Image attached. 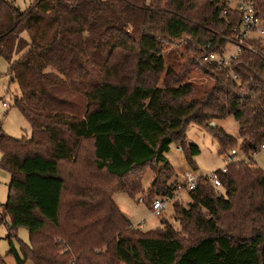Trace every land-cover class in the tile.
Wrapping results in <instances>:
<instances>
[{
  "label": "trees",
  "instance_id": "16d2710c",
  "mask_svg": "<svg viewBox=\"0 0 264 264\" xmlns=\"http://www.w3.org/2000/svg\"><path fill=\"white\" fill-rule=\"evenodd\" d=\"M227 1L37 0L22 13L0 0V57L31 128L30 140H14L0 125L7 255L17 264H264V171L251 158L264 146V42L250 41L257 54L242 50L230 71L202 60L224 53L222 37L240 24ZM251 2L264 21V0ZM191 71L211 85L195 87ZM229 117L247 160L216 171L220 188L196 179L187 207L173 204L177 229L166 220L134 229L113 195L142 193L150 169L148 206L174 197L171 146L194 169L195 125L219 155L233 151L232 136L209 128ZM19 228L29 234L20 253Z\"/></svg>",
  "mask_w": 264,
  "mask_h": 264
},
{
  "label": "rangeland",
  "instance_id": "374dc122",
  "mask_svg": "<svg viewBox=\"0 0 264 264\" xmlns=\"http://www.w3.org/2000/svg\"><path fill=\"white\" fill-rule=\"evenodd\" d=\"M12 2L20 12H26L30 9L37 0H6ZM250 1V0H241ZM149 2V0H147ZM179 49H182L179 47ZM233 52V46L227 43L224 50L225 54ZM182 58L180 62L186 60L185 51H181ZM169 59H167V63ZM187 81L191 82L197 88H204L210 86V81L203 75L198 74L195 71L189 73ZM19 97V89L14 79L9 74L8 62L0 57V125L2 132L9 138L14 140H30L31 128L29 123L24 119L21 113L15 108L14 101ZM217 128H222L228 135L232 136L237 145L232 149L236 151L237 155L234 157V161L247 160V156L239 150V144L241 142L238 135V126L233 118L229 117L218 123H214ZM187 138L190 143L197 145L200 149L199 156L193 159L195 168L190 167L185 161H182L181 156L174 153V145L170 148V153L167 154L170 165L175 171L174 177L170 180V184L176 183L182 184L184 182L183 174L190 172L196 179L199 177H207L212 173L224 169L226 164L221 155H219L218 143L213 137L206 131L200 129L195 125H190L187 129ZM178 150V149H177ZM231 150H227L225 153H230ZM183 153V151H182ZM254 161V167L264 171V150L257 152L251 156ZM1 159V153H0ZM10 175L0 169V257L4 260L5 264H17L16 260L12 256H8L10 251V245L6 239L10 232L8 226L10 225L8 219L5 217L3 206L7 201L8 185L10 182ZM154 179V173L148 169L146 170L142 180V193L137 194L134 198H130L124 193H115L113 195V202L120 213L126 218L134 229L142 232L154 231L162 227L161 221L166 220L169 224L178 228V223L173 218V204L178 203L184 207L190 203V197L187 190L183 189L180 192H174V198L170 204L162 211L160 217L154 215L151 210L152 202L159 200L165 202L166 198L163 196L155 197L151 200V203L147 204V189L151 185ZM177 181V182H176ZM142 199L143 203H138V200ZM141 227V228H140ZM12 238V244L14 249L20 253L22 245L29 244V234L26 229L19 228L16 230ZM25 264H33L26 262Z\"/></svg>",
  "mask_w": 264,
  "mask_h": 264
},
{
  "label": "built area",
  "instance_id": "2783aa9c",
  "mask_svg": "<svg viewBox=\"0 0 264 264\" xmlns=\"http://www.w3.org/2000/svg\"><path fill=\"white\" fill-rule=\"evenodd\" d=\"M227 4L232 10H236L241 17L240 24L237 28L233 29V36L222 37V40L233 46V52L230 54H209L203 57V62L214 63L219 68L227 69L230 71V62L237 58L242 50L248 51L252 54H257L254 46L249 43L250 41L264 42V21L259 17L256 8L250 1L241 0H228ZM225 15V12L221 14V17ZM230 77L234 81H238V77L231 74ZM261 150H264L262 146ZM178 152L182 153V150L178 148ZM236 151H230V153H223L221 156L226 164H231L234 161V156H236ZM222 173L226 172V167L221 170ZM184 182L182 184L176 185V192H180L185 189L188 192L194 190L196 178L190 172H185L183 174ZM208 180L212 183L215 188H220L221 184L216 172L207 176ZM165 202H160L155 200L152 202L151 210L155 216L160 217L162 211L166 209L168 204H170L174 197L166 196ZM138 203H143L142 199L138 200ZM141 228V227H140Z\"/></svg>",
  "mask_w": 264,
  "mask_h": 264
},
{
  "label": "crops",
  "instance_id": "0c3cea01",
  "mask_svg": "<svg viewBox=\"0 0 264 264\" xmlns=\"http://www.w3.org/2000/svg\"><path fill=\"white\" fill-rule=\"evenodd\" d=\"M217 123H218V122H217ZM188 141H189V140H188ZM196 146H197V145H196ZM174 147H175L174 153L180 155L182 161H184L183 153H180V152L177 151V149H178L179 147H177V146H174ZM197 147H198V146H197ZM198 149H199V148H198ZM199 151H200V149H199ZM169 153H170V151H169ZM169 153H168V154H169ZM167 156H168V155H166V159H167V162L169 163V160H168ZM169 165H170V163H169ZM170 166H171V165H170ZM171 167H172V166H171ZM176 182H177V181H176ZM178 184H179V183H176V184H174V185L176 186V185H178Z\"/></svg>",
  "mask_w": 264,
  "mask_h": 264
},
{
  "label": "water",
  "instance_id": "95a60500",
  "mask_svg": "<svg viewBox=\"0 0 264 264\" xmlns=\"http://www.w3.org/2000/svg\"><path fill=\"white\" fill-rule=\"evenodd\" d=\"M209 128H211V129L215 128V124L214 123H210L209 124Z\"/></svg>",
  "mask_w": 264,
  "mask_h": 264
}]
</instances>
